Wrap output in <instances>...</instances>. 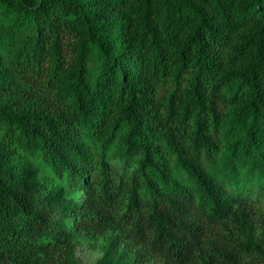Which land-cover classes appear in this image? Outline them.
Instances as JSON below:
<instances>
[{
    "label": "trees",
    "instance_id": "1",
    "mask_svg": "<svg viewBox=\"0 0 264 264\" xmlns=\"http://www.w3.org/2000/svg\"><path fill=\"white\" fill-rule=\"evenodd\" d=\"M254 173L264 0H0V264H77L74 233L111 229L189 264L206 223L248 230L227 193ZM119 243L94 264L142 257Z\"/></svg>",
    "mask_w": 264,
    "mask_h": 264
},
{
    "label": "rangeland",
    "instance_id": "2",
    "mask_svg": "<svg viewBox=\"0 0 264 264\" xmlns=\"http://www.w3.org/2000/svg\"><path fill=\"white\" fill-rule=\"evenodd\" d=\"M220 156H217L218 160L221 159ZM110 161L116 168H121V163L117 159L111 158ZM256 175L257 173H254L253 180L250 179L251 177L245 179L242 175L241 183L239 185L232 184L227 193V197L238 211L239 217L247 222L248 230L240 229L234 222L206 223L203 227L202 249L196 252L189 264H207V259L210 258L214 261H221V257L217 254L218 250L233 252L238 259L246 264H264V256L258 255L256 252L249 254L243 247L249 241L258 243L264 240V180L257 181ZM215 178L222 188H226L229 183H232L228 178L221 176H215ZM70 194L77 196L76 192ZM116 235L120 241L117 248L119 252L123 250L133 255L134 250H140L142 257L133 255V264L161 263L162 259L152 255L145 247L133 242L124 230L111 229L94 235L74 233L73 241L76 244L74 257L77 264L96 263L110 248V242Z\"/></svg>",
    "mask_w": 264,
    "mask_h": 264
}]
</instances>
